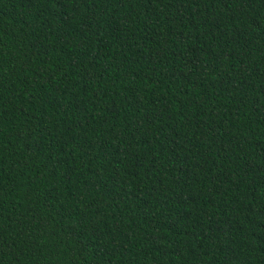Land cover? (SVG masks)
<instances>
[{
    "label": "trees",
    "instance_id": "obj_1",
    "mask_svg": "<svg viewBox=\"0 0 264 264\" xmlns=\"http://www.w3.org/2000/svg\"><path fill=\"white\" fill-rule=\"evenodd\" d=\"M0 264H264V0H0Z\"/></svg>",
    "mask_w": 264,
    "mask_h": 264
}]
</instances>
